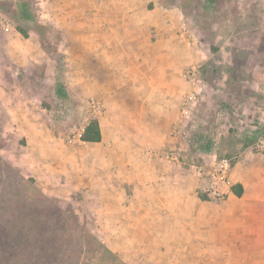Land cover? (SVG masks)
<instances>
[{
	"label": "crops",
	"instance_id": "0c3cea01",
	"mask_svg": "<svg viewBox=\"0 0 264 264\" xmlns=\"http://www.w3.org/2000/svg\"><path fill=\"white\" fill-rule=\"evenodd\" d=\"M159 1L58 3L71 92L100 101L102 110L100 141L64 148L57 170L91 174L85 184L99 189L86 200L100 209L102 231L116 234L111 243L126 264H264V153L247 147L239 154L222 202L209 200L185 163L166 154L186 147L180 105L190 58L177 34L180 13ZM228 7L234 11L220 23L226 32L220 28L214 40L249 44L247 80L264 98V0H229Z\"/></svg>",
	"mask_w": 264,
	"mask_h": 264
},
{
	"label": "rangeland",
	"instance_id": "374dc122",
	"mask_svg": "<svg viewBox=\"0 0 264 264\" xmlns=\"http://www.w3.org/2000/svg\"><path fill=\"white\" fill-rule=\"evenodd\" d=\"M159 2L180 13L177 34L190 58L182 72L184 95L196 96L189 116L180 114L186 147L166 154L187 170L211 157L234 163L251 149L253 127L264 125L263 94L250 89L245 68L251 47L223 36L214 40L234 9L227 8L229 0ZM58 3L0 0V95L7 97H0V264H126L112 246L116 234L102 231L100 209L86 200V192L99 189L95 182L85 184L91 174L57 170L66 147L89 148L68 137L90 119L85 102L94 99L71 92L70 45L58 24L64 15ZM25 51L29 56L21 58ZM186 70H194V86L184 79ZM106 172L99 169L101 177Z\"/></svg>",
	"mask_w": 264,
	"mask_h": 264
},
{
	"label": "built area",
	"instance_id": "2783aa9c",
	"mask_svg": "<svg viewBox=\"0 0 264 264\" xmlns=\"http://www.w3.org/2000/svg\"><path fill=\"white\" fill-rule=\"evenodd\" d=\"M2 29L5 33H8L10 31L9 26L2 27ZM184 79L192 83L193 86L198 82L194 70H186L184 73ZM195 99L196 96L193 92L182 97L180 114L184 119L189 116L191 107L195 102ZM85 108L90 113V119L91 117L95 119L102 110V103L98 100L90 99L85 102ZM39 111L43 114L46 113V110L44 108H40ZM86 124L87 123L81 126L77 131L70 130L72 135L68 137V139L71 142H82L81 135ZM251 149L256 152L264 153V136H254ZM231 169L232 162L230 159L225 157H211L201 163L190 164L188 166V170L191 175L201 183L203 194L213 202H222L226 200L227 197L231 194L232 187L229 183V174Z\"/></svg>",
	"mask_w": 264,
	"mask_h": 264
},
{
	"label": "trees",
	"instance_id": "16d2710c",
	"mask_svg": "<svg viewBox=\"0 0 264 264\" xmlns=\"http://www.w3.org/2000/svg\"><path fill=\"white\" fill-rule=\"evenodd\" d=\"M17 31H20L19 27L16 28ZM254 136H264V125L259 126L255 132ZM81 141L83 143H98L100 141V129L96 119L91 118L84 127V131L81 135ZM234 193L239 196L240 193L233 189Z\"/></svg>",
	"mask_w": 264,
	"mask_h": 264
}]
</instances>
